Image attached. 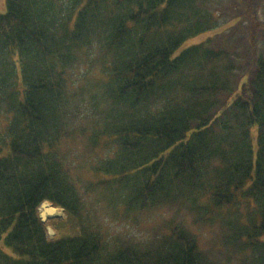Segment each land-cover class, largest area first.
Listing matches in <instances>:
<instances>
[{"label": "trees", "instance_id": "obj_1", "mask_svg": "<svg viewBox=\"0 0 264 264\" xmlns=\"http://www.w3.org/2000/svg\"><path fill=\"white\" fill-rule=\"evenodd\" d=\"M6 2L0 264H264V48L254 32L245 51L223 45L208 0ZM79 138L98 154L84 166L69 162ZM46 201L74 232L48 237ZM177 205L196 227L218 229L217 242L204 247L182 220L145 240L104 224L138 226L143 212Z\"/></svg>", "mask_w": 264, "mask_h": 264}, {"label": "rangeland", "instance_id": "obj_2", "mask_svg": "<svg viewBox=\"0 0 264 264\" xmlns=\"http://www.w3.org/2000/svg\"><path fill=\"white\" fill-rule=\"evenodd\" d=\"M245 0H208L207 7L209 10L212 11L213 15L215 16L214 19L218 20V22L221 24L220 27L224 28L223 31L225 33L221 35L219 38H217L219 41H222V44L231 48V49H240L245 51L246 47V41H249V33L254 32L256 35V46L260 49L264 48V34L261 32V27L264 26V0L262 1V5L260 4L259 0H249L252 2L256 8V10H251L253 12L252 16H242L245 10V6L243 5V2ZM257 6V7H256ZM239 9H242V11H239ZM7 11V2L6 0H0V14L5 13ZM240 14V17H237L236 15ZM257 21H260L259 23H256ZM263 21V22H262ZM219 27V26H218ZM226 27V28H225ZM218 29H214L211 31H206L201 34H198L188 40H186L181 47L178 49L177 53H179L184 48L191 46L193 44H198L203 41H206L208 38L212 37L214 35V32ZM216 37H218V34H216ZM216 39V40H217ZM226 40H228L226 43ZM233 43H229L231 41ZM251 48L252 45L249 44ZM254 49V48H253ZM253 56L252 54H245L244 57ZM244 59L240 60V63H243ZM80 70H77V73ZM254 134H258L257 127L254 128ZM254 142L257 145V137L254 140ZM84 140L82 138L77 139L72 146L68 145V148L71 149V154L74 153L77 158L75 159L72 155V160L69 162L74 165L78 166L75 163L81 161L83 166L86 164V160L94 161L96 156V153L90 154L88 151L84 150ZM83 170V169H82ZM85 172V171H84ZM50 203V202H48ZM52 204L50 203V206ZM54 207V206H53ZM57 209L56 216L48 215L47 219L43 222L46 225V230L48 233V237L50 239H56L58 237H62L67 234H71V232H74V222L70 221L67 218V213L64 211L63 208L54 207ZM181 206H173V207H156L152 210H148L143 212V214L139 217V224L138 226L134 225L131 227V224L129 221H121L118 223H111L108 221H104V224L107 225L108 229L107 233L108 235H114L117 233H129L130 236L133 237L136 240H145L150 238L154 232L159 229L160 232H163L166 230L167 225L173 223H178L180 220L183 222H186L188 227L197 232L201 238V243L204 247H209V245H214L215 242L218 240V234L217 231H215L212 227H208L207 224L201 225L200 227H196V224L193 225L192 218L190 216V213L183 212L184 209H180ZM42 208H39V213L41 214ZM180 214V216H178ZM183 216H182V215ZM106 218L107 216L104 215ZM107 220V219H106ZM105 231V230H104ZM217 234V235H216ZM6 250L9 253H12L11 248H6Z\"/></svg>", "mask_w": 264, "mask_h": 264}, {"label": "water", "instance_id": "obj_3", "mask_svg": "<svg viewBox=\"0 0 264 264\" xmlns=\"http://www.w3.org/2000/svg\"><path fill=\"white\" fill-rule=\"evenodd\" d=\"M47 206H50V203H48L47 201L43 202L41 204V208H42L43 211L41 212V214H39V216H40L42 222H44L47 219V215L45 214V211L47 210V208H46ZM49 209L50 210H55V208L52 207V206H50Z\"/></svg>", "mask_w": 264, "mask_h": 264}, {"label": "bare ground", "instance_id": "obj_4", "mask_svg": "<svg viewBox=\"0 0 264 264\" xmlns=\"http://www.w3.org/2000/svg\"><path fill=\"white\" fill-rule=\"evenodd\" d=\"M49 207H50V206H47V207H46L47 210L45 211V214H46L47 216H48V215H53V216L55 215V216H56L57 214L59 215V213L57 212V209H55V210H50Z\"/></svg>", "mask_w": 264, "mask_h": 264}, {"label": "clouds", "instance_id": "obj_5", "mask_svg": "<svg viewBox=\"0 0 264 264\" xmlns=\"http://www.w3.org/2000/svg\"><path fill=\"white\" fill-rule=\"evenodd\" d=\"M53 207V205H51ZM41 207V206H40ZM40 214V213H39Z\"/></svg>", "mask_w": 264, "mask_h": 264}]
</instances>
